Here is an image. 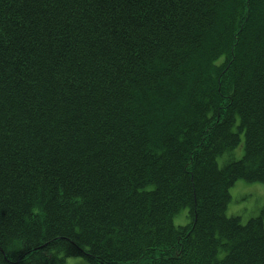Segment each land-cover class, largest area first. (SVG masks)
Masks as SVG:
<instances>
[{
  "label": "trees",
  "instance_id": "obj_1",
  "mask_svg": "<svg viewBox=\"0 0 264 264\" xmlns=\"http://www.w3.org/2000/svg\"><path fill=\"white\" fill-rule=\"evenodd\" d=\"M237 180L264 184V0H0V264H264Z\"/></svg>",
  "mask_w": 264,
  "mask_h": 264
},
{
  "label": "rangeland",
  "instance_id": "obj_2",
  "mask_svg": "<svg viewBox=\"0 0 264 264\" xmlns=\"http://www.w3.org/2000/svg\"><path fill=\"white\" fill-rule=\"evenodd\" d=\"M242 143L231 151L223 153L217 159V164L221 168L231 160H238L242 157ZM229 202L225 210V216L238 218L241 224H245L249 219L261 217L264 228V184L247 183L237 180L229 188ZM190 223L187 212L181 211L173 218L175 226H186ZM63 264H85L84 259L77 257L66 258Z\"/></svg>",
  "mask_w": 264,
  "mask_h": 264
}]
</instances>
